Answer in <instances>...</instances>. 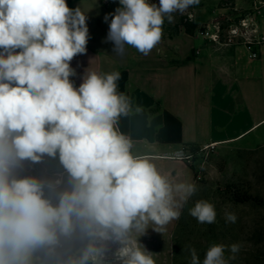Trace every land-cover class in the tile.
I'll return each instance as SVG.
<instances>
[{"label":"clouds","instance_id":"clouds-1","mask_svg":"<svg viewBox=\"0 0 264 264\" xmlns=\"http://www.w3.org/2000/svg\"><path fill=\"white\" fill-rule=\"evenodd\" d=\"M200 0H119L107 41L116 56L128 47L147 56L163 35L165 19ZM108 20V17H105ZM88 27L80 8L67 0H0V264H28L38 247L55 255L80 243L72 264H100L108 246L119 243L121 264H156L140 242L179 219L198 191L180 174L162 173L148 155H136L118 131L131 98L118 90L119 71H87L79 86L71 62L86 52ZM66 170L42 180L19 178L25 163L47 155ZM175 159H191L180 150ZM56 206L43 199L42 189ZM189 215L216 222L215 205L197 200ZM235 223L233 213H225ZM226 251L233 255L226 257ZM190 264H230L239 245L212 243L201 260L189 248Z\"/></svg>","mask_w":264,"mask_h":264},{"label":"crops","instance_id":"crops-1","mask_svg":"<svg viewBox=\"0 0 264 264\" xmlns=\"http://www.w3.org/2000/svg\"><path fill=\"white\" fill-rule=\"evenodd\" d=\"M220 1L218 9L200 6L196 26L184 30L182 40L168 52L152 50L145 56L128 47L123 56H116L112 43L108 48L88 39L86 52L71 62L76 75L70 79L77 87L87 71L120 72L118 90L131 98V107L127 115L119 117L118 131L132 139L134 154L152 157L165 174L172 168L180 169L182 179L184 168L190 169L175 159L180 150L192 154L244 142L248 148L264 145V45L260 57L252 60L244 46L219 45L199 32L212 20L229 15L236 19L258 6V29L264 36V0ZM71 2L67 0L69 7ZM89 25L88 33H96ZM52 159L43 157V176H59L64 171L66 177L58 154ZM35 175L32 165L26 178ZM48 200L54 206L53 200ZM70 248L62 245L55 255L46 247L35 248L28 264H72Z\"/></svg>","mask_w":264,"mask_h":264},{"label":"rangeland","instance_id":"rangeland-1","mask_svg":"<svg viewBox=\"0 0 264 264\" xmlns=\"http://www.w3.org/2000/svg\"><path fill=\"white\" fill-rule=\"evenodd\" d=\"M151 2L158 4L159 0ZM217 3L218 0H200L198 5L191 6L185 13H174L173 23L165 19L162 39L153 50L158 53L172 50L173 46L182 40L184 30L196 26V20L192 23L188 21L189 16L191 14L195 16L200 6L218 9L221 1ZM118 7L119 0H72L70 6L72 9L80 8L86 15L89 27L97 29L96 33H88V39L104 43L106 47L112 46L108 45L111 42L107 41L110 14H114ZM105 17H108L107 21ZM221 18L224 26L235 19L230 15ZM248 145V142H244L243 145L220 150H196L192 153V163L185 162L190 170L184 168V179L195 182L198 191L184 206L179 219L172 221L166 231L157 233L148 229L147 234L140 237V242L146 249L154 253L156 264H190L191 247L197 249L202 260L212 243L239 245V252L235 254V259L230 260V264H264V145L252 148H248ZM42 162L43 157L39 162H26L19 178H26V171L33 165L36 169L34 178L45 179ZM37 173H40V178ZM170 173L180 174V169L172 168ZM180 178L182 179L181 176ZM235 190L248 192L261 201L237 204L232 200V191ZM42 192V197L53 200L55 207L57 203L55 197L46 188L42 189ZM201 199L215 205L217 212L215 223L202 224L189 215V208ZM225 213L235 214L236 222H227ZM68 247H71L67 251L71 254L72 261L77 260L78 249L82 245L77 242ZM119 248V243L110 244L98 258L100 264H121ZM231 255L233 254L226 251V257ZM89 264L92 262L89 261Z\"/></svg>","mask_w":264,"mask_h":264},{"label":"built area","instance_id":"built-area-1","mask_svg":"<svg viewBox=\"0 0 264 264\" xmlns=\"http://www.w3.org/2000/svg\"><path fill=\"white\" fill-rule=\"evenodd\" d=\"M260 8L255 6L246 14L240 15L238 18L231 21L229 25L224 26L221 20H212L199 29L200 34L207 40H210L219 45L244 46L249 57L255 60L260 57V50L264 45V36L260 34L258 29V17ZM189 22H195V16H189ZM128 138V137H127ZM131 143L132 139L128 138ZM191 159L182 161L191 164L193 155L189 153ZM43 199H48L42 197Z\"/></svg>","mask_w":264,"mask_h":264},{"label":"trees","instance_id":"trees-1","mask_svg":"<svg viewBox=\"0 0 264 264\" xmlns=\"http://www.w3.org/2000/svg\"><path fill=\"white\" fill-rule=\"evenodd\" d=\"M228 3L226 0H222V4ZM232 200L237 204H247L250 202H257L260 203L261 200L257 199L256 197L252 196L248 192H241V191H232Z\"/></svg>","mask_w":264,"mask_h":264}]
</instances>
